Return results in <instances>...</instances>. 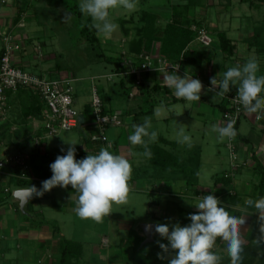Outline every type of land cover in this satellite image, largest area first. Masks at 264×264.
<instances>
[{"label":"crops","instance_id":"1","mask_svg":"<svg viewBox=\"0 0 264 264\" xmlns=\"http://www.w3.org/2000/svg\"><path fill=\"white\" fill-rule=\"evenodd\" d=\"M49 1L50 0H0V48L2 47L3 37L5 35L10 36L12 39L11 43H16L20 46L19 49L14 50L12 54V60L15 65L21 67L24 70L25 67L34 69V71L30 73H34L37 75L45 74L51 79H74L72 77L69 78V75L62 74L59 65L48 66V63H51L50 58H54L55 56L53 51L47 47L48 42L51 40V35L53 36L51 29L45 28V32L43 30L44 27L42 28V25H40L41 30L38 31L33 30L32 27L28 28V26L31 25L26 24L30 20L31 22L33 20H35V22H38L39 19L37 15L45 13V6L50 3ZM150 1L151 4H154V2L157 1L158 5L150 6V4H148ZM51 3V5L54 7H59V5H61L58 0H51ZM138 3L139 8H137L134 12H132L131 15L124 19H129L132 15L138 13L140 10H148L157 15L156 25L164 26L165 24L170 22L172 6L174 4H177L178 2L177 0H144V4H141L140 0H138ZM230 3L231 5H227L226 7L220 5H212L210 3L207 7L193 11L192 16L197 20H201L203 22V25L206 26L210 33L214 30H221L225 32L227 38H229L231 41V45H233L234 47L233 55L231 56V58H227L219 50V46L215 42L207 47L202 46L197 40L191 42L189 44L190 47L200 50L204 53V60L200 67H195L190 63H186L185 61H183L179 63V70L176 73L181 77L188 73L189 75H192L193 78L201 80L202 84L204 85L201 92V100L198 102H189L181 99L178 102L172 104L170 103L174 106L178 104H185L182 107L183 111L181 113H176V116L181 115L183 116V118H193L195 120H198L201 124L210 127L211 129L212 125L214 124L223 126L221 120L222 111L220 108V105H222L223 103V97L217 96L214 99L216 92H208V89L211 87V78H222L223 73L227 71L228 68L234 67L236 65H243L249 58H255L259 61L260 71L258 75L264 74V7H250L248 3H242L240 2V0L238 2V5L234 4L233 0H230ZM251 11H253V14L251 13ZM257 11H259V14L257 15L258 17L255 15V12ZM126 27L128 28V33L125 34V38H122L123 48L117 50V53L111 52V55H114L115 57L119 52H121L122 55L124 54V56H122V59L120 60L121 64H123L124 61L127 60L133 61L131 57H133L134 54L133 53L132 56H125V54H127V51H130L129 47H131L130 44L133 41L134 33L133 24L128 23ZM257 35L258 39L260 40V43L257 46H259L260 48H256V44L253 40L257 38ZM27 46L29 47V53H23V50H27ZM159 46L160 43L155 42L151 52H153L155 55H159ZM110 65L111 67L114 66L112 64ZM123 67L125 68L124 72L116 73L111 71L108 74L111 75V80L105 86L106 88H109V95L107 94V97L110 102L107 103V106L113 108L115 112H119L118 115H121V121L124 116H133V118L135 119L132 118L133 120H131L130 124L138 123V118L143 119L145 117H149L151 118V121H153L152 116L154 117V109L157 105L153 108L152 113L149 115L138 114V112L140 111V99H137L138 103L136 102L135 104H133V101L131 99H129V101H125L123 97L119 98V93L116 92V88L110 87L112 80L114 81L113 84H116L126 75H128L127 71H129L130 66L124 64ZM165 72L166 71H156L146 73L143 75L142 80L144 83L149 85L160 84L166 86L163 82V74ZM125 83L126 87L131 86V83L128 80ZM105 87H102L100 89L102 94H106ZM216 91H219L218 86L216 88ZM73 93V105H75L77 94L74 92V89ZM134 93V89L130 90V96H132ZM261 95L264 96V93L262 92ZM16 98L17 93H8V100L10 105L9 112L11 111V109H15ZM164 99L165 102H167V98L165 96ZM89 104V96L81 102V108L79 110V121L84 126L80 127V129H83L87 136H85V138L83 137L81 150H76L77 154H84L85 158L88 154H97L100 151V147L98 146V144L93 143L88 139L89 136L93 135L96 132V130L92 126V121L87 120L88 122H85L83 120L84 113L87 112L90 108ZM133 106H136L138 110L132 111ZM44 114L45 112H43V115ZM86 115H89V113H87ZM257 115H260L261 120H256ZM168 119H170V117ZM12 122L10 121V124ZM43 122L44 118L42 119V117L40 116L28 117L24 121L19 120V124L26 125L31 128V135L26 136V134H24L25 131H22V137L25 136L22 144L23 147L21 149L20 146L15 148L13 147V145L7 148L5 147V149H2L3 151L0 152V157L9 154L10 150L13 148L17 152L23 150V152L25 153V157L28 159V161H31L32 157L30 155L33 153V151H38L39 155L41 156L38 162L41 163L42 167L47 168L48 165L50 166V163L47 161V158L49 156L57 157L60 154H65L63 152L55 154L54 152L47 150V148L45 147V142L43 148L42 143L37 147H35L34 145L31 146V143H29L31 139L41 140L42 137L43 141L46 139L47 134L45 133L46 131L44 130ZM125 126L127 127L128 124ZM237 133L238 135L235 138H226V140L231 141V143L233 144V152L236 155L235 163L240 165V167H233V162L231 160L232 149L229 145L226 144L228 149L227 157L223 156L219 158L215 156L216 154H218L216 152V154H214L211 158L210 164L211 166H215V168H213L212 170V183L209 187L200 186L201 170L205 164L202 158V153L204 150L203 146L204 143H207V140L209 138L208 136L205 137V135H201V138L197 143L192 142L191 147L198 150L200 159V169L197 184L194 188H192L190 185L182 183L181 180L176 181L174 178L170 177L165 179L164 177L160 176L158 173L159 167H157L158 161L154 157V155H158L157 151L159 147L167 151L171 149V147L168 146L164 140L172 143H177L182 147L189 146L178 143V139L176 138L170 139L166 136L158 135L157 141L149 144L152 156L151 158H148L143 155L144 150L142 146L130 144L127 135H124V133L122 132H118L115 128H110L107 132L108 145H111L110 151H113L112 148L116 147V150L113 152L116 154L127 156L132 163L130 193L132 191L138 193H141L143 191L149 198L148 207L145 212L146 218L139 222L136 226L135 224H133V222L126 220L128 222H131L132 225L128 223L126 227L122 228L123 230H125V236L123 237L118 230L121 228L120 225L118 226L115 223L114 230L112 232L111 222H109L108 227H105L107 219L110 220L112 217L118 216L114 212H112L109 217H105L103 221L99 223L90 218L82 219L76 213L77 199L73 201L71 198H69L70 201L64 203V211L66 212L67 209V212L70 214V223L73 221L82 223L80 224V229L83 228L84 230L82 229L83 231L81 230L82 232L80 233H87V230L90 232L91 230L89 228V223L91 222V224L95 225V227H99L100 225L101 227L104 226L102 228L107 234H104L102 240L105 241L106 245L108 244V237L105 235H109L110 237L114 235L118 238V241L117 239H113L114 247H112L113 245L109 244L107 250L105 251L106 259L104 262L106 264H133L132 249L127 243L129 231L134 230L139 236L143 237L144 241L145 235L143 229L141 228L142 225L145 223H153L156 225L158 224V222H165L166 216L169 214H166V211L170 210L168 208V205L171 207L177 206V198H179L180 200H182V198L191 200V198L194 199V197H196V199H201L204 196L197 193V195L193 194L195 193V190L193 189H196L199 192L203 190L207 194H210L213 190H216L219 193V195L216 196L223 201L225 207L232 209V211H230L231 213H234V210L246 211L247 213H249L248 215H254V217H258L259 214L256 213V211L245 208L243 209L240 206H243V203L247 199L251 198L252 189L258 180L255 171L257 164L259 163L264 166V112L258 111L252 113L245 109V112L243 116H241L238 123ZM26 138L29 139L26 140ZM160 138L164 140L162 141L160 140ZM212 138L213 137L210 136V142H212L213 144ZM216 146H218V143ZM150 160L156 161L155 167ZM224 173H228L230 175V184L227 187L220 184L215 185L213 177L216 175H223ZM12 175L13 173L8 167H5L3 165L0 166V264H33L34 262H36L35 264H55L59 255V237H63L65 239L81 244L82 258L79 264H98L95 262V259L99 252L92 245L93 242H91V240L86 239L85 241L83 240V237L76 236V232H74V230H71V226H68L69 235L66 236L63 228L60 229L58 225L56 226L55 224H53V227H57L59 233V235H57L53 231V227L50 226L52 224H48L49 222L47 223L45 219L46 217L41 210L42 205L50 197L55 198L57 192H59L61 187H55L50 192L45 193L42 198H40V200L33 203L32 214L28 217H23L24 213L19 210L18 202L14 200L9 193H13V191L17 189H26L28 187H15V185L11 184ZM43 181L45 180L39 181V185L36 186L38 189L41 187ZM181 184H185V186H180ZM224 188L228 190V194L221 193ZM175 190L180 191L179 194H176ZM181 190L183 191L181 192ZM66 191H68L67 194H71V197L76 195L78 196L77 191L74 190L71 185L67 187ZM229 192L233 195L228 196ZM150 194L159 197V202L155 207L150 205ZM198 195L199 197H197ZM237 196L240 198H238ZM164 197L166 198L165 205H167V208L164 215L165 217H160L159 212H164L163 209L160 208L162 206V198ZM34 198H32L29 202H31ZM237 198L238 202L234 204L233 200L235 201V199ZM71 200L73 201V204L70 203ZM50 203L52 205L50 209L51 213H58L57 211L61 210V204L57 203L56 200L53 199ZM149 211L154 212V215L152 213L151 215L147 214V212ZM184 211L187 212V210ZM243 216L244 215L242 214L240 217L242 218ZM48 219L51 223H55L56 218L51 217ZM86 222L88 223V225H86ZM61 231L64 232L62 233ZM77 231H79V228ZM110 234H112V236ZM157 235L159 234L155 232L153 239ZM164 241L167 242L166 240ZM102 244L103 242L100 245L102 248H104ZM27 258H30L32 262H28ZM164 261L166 262L165 264H167V260Z\"/></svg>","mask_w":264,"mask_h":264},{"label":"clouds","instance_id":"2","mask_svg":"<svg viewBox=\"0 0 264 264\" xmlns=\"http://www.w3.org/2000/svg\"><path fill=\"white\" fill-rule=\"evenodd\" d=\"M138 0H79V10L90 17L98 35L109 38L119 29V24L111 18V11L122 8L131 13L136 10ZM174 71L163 74L164 84L172 90L179 99L189 102L201 100L204 87L201 80L186 73L183 77ZM260 63L255 58H249L243 65L228 68L222 78L213 77L208 92H216L223 97L232 88L237 89L239 103L249 112H264V74L258 75ZM219 91H216V88ZM159 112H157V115ZM151 118L145 117L142 123H133V132L128 136L132 145L143 147V155L151 158L150 143L158 139V133L152 131ZM221 140L232 139L237 135L234 122L229 121L224 126L212 125ZM178 143L191 147L192 138L184 128L178 129ZM69 143L66 154L58 155L50 164L51 178L42 182L38 189L35 185L24 189L29 198L42 197L55 187L67 188L69 185L77 191L76 213L82 219H92L102 222L112 213L114 204L127 202L131 190L132 163L121 154L110 151L111 145L100 149L97 154H88L86 158L76 159L75 145ZM86 150V149H85ZM65 149H61L64 152ZM197 213L189 214L190 223L181 226L180 223L156 224L155 232L168 243L157 242L162 250L158 258L167 260V264H221V256L213 251L218 238L225 242L230 264H242L244 251L240 238L239 226L245 219L234 215L224 206L223 201L210 193L194 204ZM245 205L254 207L259 214L260 234L255 239L259 247H264V196L258 199H247ZM152 226H148L151 230ZM171 228V231H170Z\"/></svg>","mask_w":264,"mask_h":264},{"label":"rangeland","instance_id":"3","mask_svg":"<svg viewBox=\"0 0 264 264\" xmlns=\"http://www.w3.org/2000/svg\"><path fill=\"white\" fill-rule=\"evenodd\" d=\"M220 0H207L208 4H212V5H217V6H224V2L223 4H219ZM234 4L238 5L239 0H233ZM50 3L45 6V13H41L38 16L39 21L35 22V20H33L31 22L28 21V23L26 24H30L31 26H28V28L32 27L33 30H41V26L43 30L46 32L45 28L51 29L53 36L51 35L50 37V41L48 42V48L50 50L53 51L54 53V58H50L51 63H48L49 65H59V67L61 68L62 74L65 75H69V78H74L71 81V85L72 88L74 89V92L77 94L76 99H75V109L79 112L80 108H81V102L83 100H85L88 96L89 99L91 97V93H92V88L93 87H97L99 90L102 87H105L111 80V78H109V72L114 71V66L111 67L110 64H108V62L106 60H97L96 58V54L99 52H103L105 55H111V52H116L117 50H119L120 48L122 49V38H125V34L122 31V28L120 26V24L116 21L117 18H127L129 15L132 14L127 12L126 10L122 9V8H117L111 11L110 15L111 18L119 24V29L117 30L116 33H114L111 37L109 38H103L100 35L98 36L99 39V45L98 46H94L92 47H88L86 43L82 42L80 39V26L81 23H79L78 19L75 17L74 14H72L70 11H68L65 7H61V5H59V7H54L51 4V0L49 1ZM241 2V1H240ZM73 3H77L79 5V0H69L67 1L68 5H71ZM158 2L155 1L154 4H151V1L148 3L150 4V6H157ZM221 3V2H220ZM231 5V3H230ZM234 5V6H237ZM137 8H139V3L137 4ZM136 8V9H137ZM134 12V11H133ZM251 13L253 14V11H251ZM259 14V11L255 12V15L257 16ZM258 17V16H257ZM44 23V24H43ZM39 24V26H38ZM34 25V26H33ZM205 27V25H204ZM195 29V28H193ZM207 29V28H206ZM194 31V30H193ZM195 32V31H194ZM49 39V38H47ZM197 40V39H195ZM198 41V40H197ZM202 45V44H201ZM204 46V45H202ZM207 47V46H205ZM27 50H23V53H29V47H26ZM256 48H260L259 46H256ZM32 52V51H31ZM121 53V52H119ZM118 53V54H119ZM26 55V54H24ZM229 58V57H227ZM231 58V57H230ZM117 61H119L118 59H116ZM106 62V63H105ZM113 65V64H112ZM115 65V64H114ZM25 70H27L28 72H32L34 71V69L25 67ZM43 76H46L45 74H43ZM114 81L112 80V83L110 84L112 87L113 86ZM105 93L106 95H109V88L105 87ZM264 93V92H263ZM228 94V93H227ZM115 96V95H113ZM112 96V97H113ZM125 97V96H122ZM120 98V95H119ZM131 100L133 101V104H135L136 102L138 103L137 99L135 98V95L133 94V96L131 97ZM157 100L159 101V103L157 104V106L154 109V117L152 116L153 121H151L152 123V131H156L158 133V135H162V136H166L167 138H176V139H180L179 134H178V129L179 128H184L186 134L190 135L192 138V142L197 143L200 140V136H208V140L207 143H204L203 146V153H202V158L203 161L205 162L204 167H202L201 170V177H200V186L201 187H209L210 184L212 183V170L213 168H215V166H211L210 161L211 158L214 154H216V152L218 154H216L215 156L217 157H223V156H228V152H227V145H229V141L226 140V138H224L223 140H221L218 136V133L213 131V129H211L208 126H205L203 124H201L198 120L195 119H191L190 117L187 118H183V116L181 115H175L176 113H181L183 110V106L185 104H178L176 106L174 105H165V99L162 96H158ZM19 97L16 98V103H15V109L9 112V110L7 111L6 114H4L3 116H0V152L3 151L2 149H5V147H9L11 145H13V147L17 148L20 146V149L23 147V139L25 138L22 137L23 133L22 131H25L24 134H26V136H30L31 135V128L29 126L26 125H21L19 124V120H22L21 115H20V109H21V103L19 102ZM120 103V101H119ZM74 104V103H73ZM19 105V106H18ZM134 110H138V108L136 106H133L132 111ZM115 112V111H114ZM157 112H159V114L157 115ZM117 114H119V112H115ZM35 117V116H32ZM128 117V118H127ZM130 117V118H129ZM170 117V119H168ZM180 117V118H179ZM133 116H124V120L122 119V125L121 127H115V129H117L118 132H122L124 133V135H127V137L132 134L133 129H132V125L130 124L131 120L135 119L133 118ZM167 118V120H166ZM13 119V120H12ZM144 119V118H143ZM142 118H138L139 122L138 123H142L143 122ZM16 120V121H15ZM10 121H15L12 122L10 124ZM141 121V122H140ZM24 123V122H23ZM128 126L126 127L125 125ZM43 128V127H42ZM114 128V127H113ZM128 128V129H127ZM45 130V129H44ZM46 131V130H45ZM29 132V133H28ZM46 133V132H45ZM47 134V133H46ZM213 137V144L212 142H210V136ZM46 139L43 141V137L41 138V140L37 139H31L29 143H31V146H40V144L42 143V148L45 142V147L47 148V150H50L51 152H54L55 154H59L61 152V149H65V151L63 153L66 154L67 148L70 146L69 143H78L75 145L76 150H81V145L83 144V137L85 138L86 133L83 129H80V127L73 129V130H65V131H59L54 135H46ZM37 137V136H36ZM29 138H26V140ZM25 140V141H26ZM219 140V141H218ZM218 143V146H216ZM227 144V145H226ZM15 151V149H11L9 154L1 156L0 159L2 160H7L8 157L10 156H14V155H20L24 158V160L27 162L28 159L25 157V153L23 152V150L21 151ZM15 153V154H13ZM12 154V155H10ZM219 173V172H218ZM217 173V174H218ZM216 174V173H215ZM182 183H185L183 180H181ZM183 187L185 186V184H181L180 186ZM67 188H61L59 190V192H57V195L55 198L50 197L48 200H46L45 203H43L42 205V211L44 213V216L46 217V221L48 224H52L50 225L51 227H53L55 224L56 226L58 225L60 229H64L65 231V235H69V228L68 226H71L72 229L74 230V232H76V236H80L83 237L86 241V239L91 240V242H93V246L95 247V249H97V251L99 252V254H97L95 262L98 264H106L104 261L106 259V254L105 251L107 250V247L109 244L113 245L112 247H114V240L118 238L115 237L114 235L112 236V234H110L112 237H110L109 235H105L108 238V244H105V241L102 240V237L104 236V234L106 233L105 230L102 228L104 226L101 227V225L99 227H95V225L91 224V222L89 223V228H90V232L87 230V233H80L83 230L80 229L82 223H77L75 221L70 223L69 220V216L70 214L64 211V203L67 201H70L69 198H71L73 201L77 199V195L76 196H72L71 194H67L68 191H66ZM183 190H181L182 192ZM176 194H179L180 191H176ZM201 192V193H200ZM200 192H195L193 194H201V195H208L206 192H204L203 190ZM214 192V193H212ZM211 193L214 195H219L218 191H212ZM153 193V192H152ZM196 194V195H197ZM73 195V194H72ZM233 195L232 193L229 192L228 196ZM155 196V195H153ZM199 197V195L197 196ZM238 197V196H237ZM201 198V197H200ZM203 198V197H202ZM201 198V199H202ZM240 198V197H238ZM237 198V199H238ZM56 200L57 203L61 204V210L57 211L58 213H51L50 209H51V201L52 200ZM166 198H162V206L160 207L161 209H163L164 212H159L160 217H165V211L167 208L166 204ZM71 200L70 203L73 204V201ZM190 201V202H188ZM225 201V200H224ZM198 202V199H196V197H194V199L191 198V200L188 199H184L182 198V200H180L179 198L176 199V205L177 206H169L168 208L170 209L169 211H166V214L169 213L166 216V220L165 222H158V224H174V223H180L181 226H185L187 224L190 223V220L187 218L189 214H194L197 213V208L195 207V203ZM231 202V201H230ZM148 203H149V198L147 196V194L145 192H134L132 191L131 193L129 192L128 195V199L126 203L123 204H114L112 207V212L116 213L118 216L112 217L110 220H106L107 222L105 223V227L109 226V222H111V232L114 230V224L116 223L118 226L120 225L121 228L118 229L119 232L121 233V235L124 237L125 236V230H123L122 228L126 227L129 224L132 225L131 222H133V224H135V226L141 222L142 220H144L145 217V212L146 209L148 207ZM243 209L246 207L247 209L250 208L248 206L245 205V202L243 203V206H240ZM54 208V206H53ZM229 212L232 211V209H229L228 207H226ZM184 210H187V212H185ZM234 215L237 216H241L242 214L244 215L242 218L245 219V223L241 224L239 226V232H240V238L242 240V244H245L249 239V235H252L254 232V228L257 227V219L256 217L250 216L248 215L249 213H247L246 211H238V210H234ZM120 215H119V213ZM188 215H187V214ZM231 213V212H230ZM233 214V213H232ZM248 215V216H247ZM54 217L56 218L55 223H51L49 221L48 218ZM131 222H128V221ZM86 225H88V223L86 222ZM93 226V227H92ZM79 228V231H77ZM82 230V231H81ZM64 231H61L62 233ZM171 231V228H170ZM85 234V235H84ZM107 234V233H106ZM116 234V233H115ZM166 240L165 238H162L160 235H157L154 237L153 241L154 242H160V241H164ZM167 241V240H166ZM103 242V246L104 248L101 247V243ZM168 242V241H167ZM117 243V242H116ZM213 251L216 252L218 255L221 256L222 259H228V253L226 251V246H225V242L224 241H216V244L213 248ZM22 253V252H19ZM37 259V257H36ZM28 262H32L30 258H27ZM93 262V263H95ZM36 262H34L33 264H35ZM166 262L164 261V264ZM221 264H223L221 262Z\"/></svg>","mask_w":264,"mask_h":264},{"label":"trees","instance_id":"4","mask_svg":"<svg viewBox=\"0 0 264 264\" xmlns=\"http://www.w3.org/2000/svg\"><path fill=\"white\" fill-rule=\"evenodd\" d=\"M58 1L63 7H65L68 11L74 14L75 17L78 19L79 23H81L79 31L81 38L80 40L86 43L88 47L90 46L93 48L94 46H98V34L95 28L93 27L91 18L87 17L86 15L80 12L77 3L68 5L67 1L69 0ZM240 1L242 3H248L250 7H264V0ZM177 2V4H174L172 6L170 22L165 24L164 26H157V15L148 10H140L138 13L132 15L129 19H117V22L120 24L124 34L128 33V28L126 27L128 23L133 24L134 26L133 41L130 44L131 47H129L130 51H127V54H125V56H132V54L134 53L133 57H131L133 59L134 66L138 65V56L142 52L150 53L153 49L154 43L159 42L160 46L158 56L166 62L181 63L185 61L186 63H190L195 67H200L204 60V53L189 46L191 42L197 39L198 30L200 28H204L207 31V33L211 37V44L213 42L217 43L219 46V50L226 57H231L233 55L234 47L233 45H231V41L229 38H227L225 32L221 30H214V33H210L208 29H206V26L204 27L203 22L201 20H197L192 16L193 11L209 6L207 0H177ZM223 2L225 4V7L227 5H230V0H220L219 4H223ZM140 3L144 4V0H140ZM253 40L256 46L259 45L260 40L258 39V35L257 38ZM122 56H124V54L122 55L121 53L117 54L116 57L114 55L107 56L103 52H99L96 54L97 59L106 60L108 63L113 65L115 64L113 72L116 73L125 71V68L120 63ZM116 59L120 60L117 61ZM124 78H122L116 84H113L112 88L117 89L116 92L119 93L118 95H120V97L125 96L123 97L125 101H129V99H131L133 95L130 96V90L134 89L135 98L141 100V103L139 105L140 111L138 112V114H151L153 108L159 103V101L157 100L158 96H165L167 98V102L164 103L165 105H168L170 103L172 104L181 100L173 96L171 93V89H169L167 86H163L160 84L149 85L144 83L143 81L140 84H136V77L134 74H128ZM127 80L131 83V86L129 87H126L125 82ZM98 91L105 110L108 112H113V108L107 106V103L110 102L108 100L107 95L102 94L99 89ZM16 93L17 97H19V102L22 104L20 109V115L22 119L25 120L28 117L32 116L42 117L43 112L46 111V107L44 103L40 100L37 93L27 89H20ZM233 94H237L236 88H232L231 91L228 92V94L226 93L225 95ZM220 108L222 112L225 110L224 103L220 105ZM90 111L91 110L89 108V110L84 113L83 120L85 122L87 120L92 121ZM87 113H89V115H86ZM238 123H236V126L234 127L236 131L238 128ZM160 140L163 141L164 139L160 138ZM164 141L168 146L171 147V149L167 151L159 147L157 151L158 155H154L155 159L158 161L157 167H159V175L164 177L165 179L170 177L174 178L176 181L183 180L187 185H190L192 188H194L197 184L200 169V159L198 150L193 147H182L179 146L177 143L168 142L166 140ZM112 150L115 151L116 147H113ZM30 156L32 157V159L31 161L29 160L26 162L27 169H25L24 171H21L19 167L14 166L7 160L4 161L0 159V166L3 165L5 167H8L12 171L13 175L11 178V184L15 185V187L17 188L30 187L31 184L38 186L40 180H47L52 176V172L49 165L47 166V168H45L41 166L40 162H38V160L41 158L38 151H33ZM83 158H85L84 154L76 153V159L79 160ZM55 159L56 157L49 156L47 158V161L51 164L55 161ZM152 164L155 167L156 161L153 160ZM239 167L240 165H237V168ZM255 171L258 180L251 192V199L253 200L264 196V166L258 163L257 167L255 168ZM229 177L230 175L228 173H224L223 175H216L213 177L214 184H220L227 187L230 184ZM193 190H195L194 192H199L196 189ZM221 193L228 194V190L224 188ZM9 194L11 196L12 193L10 192ZM149 197L150 205L154 207L157 206L159 202V197L153 196L151 194ZM40 198L42 197H35L31 202L26 205V207L24 208L25 213L23 217H28L32 214V205L34 202L40 200ZM236 202H238V199H235V201L233 200L234 204H236ZM245 209L247 208L245 207ZM248 209L254 210L257 213V210L254 207H250ZM151 213L153 214L154 212H147V214L149 215H151ZM256 219L258 223L257 227L254 228L253 234L249 235L250 237L249 239H247L248 241L245 244H242L244 249L242 253V264H264V247H259L255 240L260 234L259 230L262 222L259 220V216L256 217ZM53 231L57 235H59L57 227H53ZM217 241L220 242L223 240L218 238ZM142 242L143 237L139 236L134 230L129 231L127 243L132 249L133 264H164V261L160 260L157 255L162 251L159 248L158 243L152 241L151 243L142 244ZM160 242L167 244V242L165 241ZM58 247L59 255L55 264L80 263V260L82 258V246L80 243L65 239L63 237H59ZM227 258L228 259H221V262L223 264H230V257Z\"/></svg>","mask_w":264,"mask_h":264},{"label":"built area","instance_id":"5","mask_svg":"<svg viewBox=\"0 0 264 264\" xmlns=\"http://www.w3.org/2000/svg\"><path fill=\"white\" fill-rule=\"evenodd\" d=\"M197 40L204 46L211 44V37L204 28L198 30ZM10 36L3 37L2 47L0 48V116L7 113L10 108L8 93H16L20 89H27L37 93L40 100L46 107L43 127L47 135H54L59 131L73 130L84 125L80 123V113L75 109L73 102L72 79H51L47 76L30 73L14 64L12 54L14 50L19 49V45L12 44ZM139 63L134 66L133 61H124L130 69L127 74H134L136 84H140L144 74L156 71H174L173 67H179V63H168L153 52H142L138 56ZM179 70L175 69L177 72ZM111 78V75H109ZM223 103L225 110L221 113L223 126L229 121L239 122L245 112L244 107L239 103L237 94L224 95ZM90 115L92 117V126L96 132L89 136L91 142L98 144L100 149L107 147V132L110 128L120 127L122 121L120 116L113 112L105 110L97 87L92 88L90 97ZM260 115L256 120H260ZM231 151V160L233 167L237 168L235 163L236 155L233 152V144L229 141ZM14 166L19 167L21 171L27 169V163L20 155H14L7 159Z\"/></svg>","mask_w":264,"mask_h":264},{"label":"water","instance_id":"6","mask_svg":"<svg viewBox=\"0 0 264 264\" xmlns=\"http://www.w3.org/2000/svg\"><path fill=\"white\" fill-rule=\"evenodd\" d=\"M24 189H17L14 190L11 194L12 198L18 202L19 210L22 213H25L24 208L26 204L31 200L23 191ZM151 225V230H148V226ZM155 224L153 223H145L142 225V229L145 235V239L143 241V244L150 243L153 241V236L155 234Z\"/></svg>","mask_w":264,"mask_h":264}]
</instances>
